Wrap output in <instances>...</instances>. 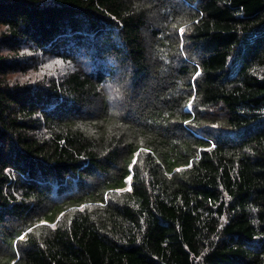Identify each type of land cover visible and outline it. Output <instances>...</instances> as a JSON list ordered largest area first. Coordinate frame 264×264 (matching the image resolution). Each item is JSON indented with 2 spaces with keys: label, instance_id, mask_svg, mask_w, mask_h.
Wrapping results in <instances>:
<instances>
[{
  "label": "trees",
  "instance_id": "16d2710c",
  "mask_svg": "<svg viewBox=\"0 0 264 264\" xmlns=\"http://www.w3.org/2000/svg\"><path fill=\"white\" fill-rule=\"evenodd\" d=\"M13 261L264 264V0H0Z\"/></svg>",
  "mask_w": 264,
  "mask_h": 264
},
{
  "label": "snow or ice",
  "instance_id": "6c2138e0",
  "mask_svg": "<svg viewBox=\"0 0 264 264\" xmlns=\"http://www.w3.org/2000/svg\"><path fill=\"white\" fill-rule=\"evenodd\" d=\"M184 31H185V28H183V27H181V28L179 29V32H180L181 34H183ZM199 75H200V73L197 72V73H196V76H199ZM189 106H191V102H189ZM184 123L187 124V123H189V121H184ZM142 151L147 152L148 149H143ZM138 156H139V152H137V153L134 155V159H133L132 163L129 165V170H130V171L132 170L133 166L137 163L136 157H138ZM177 171H179V169H178ZM126 180H127V181H132V180H133V176H132V175L127 176V177H126ZM128 190L130 191L131 189H128ZM44 223H46V222H45V221H41V224H44ZM52 227L55 228V225H52ZM27 231H28V232H31L32 229L29 228ZM26 236H27V233L21 234V235L17 238V240H18V241H24V240H26ZM12 264H16V262L13 261Z\"/></svg>",
  "mask_w": 264,
  "mask_h": 264
}]
</instances>
